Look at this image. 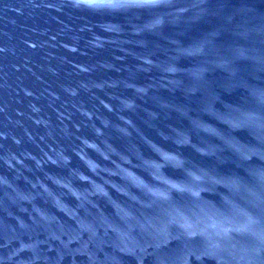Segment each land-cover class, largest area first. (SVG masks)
Returning <instances> with one entry per match:
<instances>
[{
  "label": "water",
  "instance_id": "95a60500",
  "mask_svg": "<svg viewBox=\"0 0 264 264\" xmlns=\"http://www.w3.org/2000/svg\"><path fill=\"white\" fill-rule=\"evenodd\" d=\"M0 264H264V0H0Z\"/></svg>",
  "mask_w": 264,
  "mask_h": 264
},
{
  "label": "snow or ice",
  "instance_id": "6c2138e0",
  "mask_svg": "<svg viewBox=\"0 0 264 264\" xmlns=\"http://www.w3.org/2000/svg\"><path fill=\"white\" fill-rule=\"evenodd\" d=\"M105 2L111 3L112 0H105ZM142 2L147 3V4H156L159 2V0H142ZM237 123H239V122H237Z\"/></svg>",
  "mask_w": 264,
  "mask_h": 264
}]
</instances>
